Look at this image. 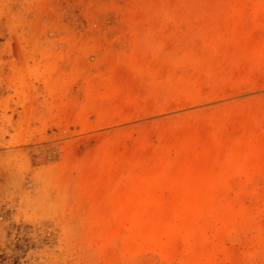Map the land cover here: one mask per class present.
Instances as JSON below:
<instances>
[{
    "label": "rangeland",
    "instance_id": "obj_1",
    "mask_svg": "<svg viewBox=\"0 0 264 264\" xmlns=\"http://www.w3.org/2000/svg\"><path fill=\"white\" fill-rule=\"evenodd\" d=\"M0 264H264V0H0Z\"/></svg>",
    "mask_w": 264,
    "mask_h": 264
},
{
    "label": "bare ground",
    "instance_id": "obj_2",
    "mask_svg": "<svg viewBox=\"0 0 264 264\" xmlns=\"http://www.w3.org/2000/svg\"><path fill=\"white\" fill-rule=\"evenodd\" d=\"M175 164H176V166H179L180 168H183V166H184L183 163L175 162ZM156 165L158 166V168H162L163 170H166L168 167L171 166V165H169L168 162H164V163H162V165L157 163ZM186 174H187V176H185L186 181L190 182V187H191V189L193 191L202 192L208 187V184H210V182H211L210 178L202 176V175H198V173H193L192 171H187ZM144 176H145V178H146V180L148 182H153V181H157L158 180L157 176L155 177L153 175H148L145 172H144Z\"/></svg>",
    "mask_w": 264,
    "mask_h": 264
}]
</instances>
